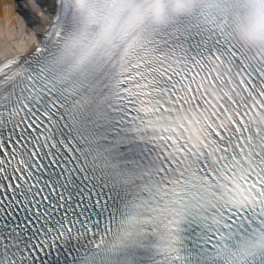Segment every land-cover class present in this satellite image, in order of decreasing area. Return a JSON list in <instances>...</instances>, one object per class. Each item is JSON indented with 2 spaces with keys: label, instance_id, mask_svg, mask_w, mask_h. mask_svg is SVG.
Wrapping results in <instances>:
<instances>
[{
  "label": "snow or ice",
  "instance_id": "6c2138e0",
  "mask_svg": "<svg viewBox=\"0 0 264 264\" xmlns=\"http://www.w3.org/2000/svg\"><path fill=\"white\" fill-rule=\"evenodd\" d=\"M119 2L36 0L52 18L45 28L30 5L33 27L43 29L37 33L42 44L29 56L0 66L35 73L28 83L32 88L40 84L23 100L19 90L12 98L11 84L0 90V264H264V254L239 255L235 248L245 230L264 227V193L243 209L225 205L228 225L225 231L216 228L208 216L197 214L201 196L171 178L177 146L163 128H156L164 112L208 106L205 84L234 80L243 93L236 99L242 121L253 97L264 102V60L253 59V50L234 42L228 15L176 17L162 28L133 32L127 46L125 39L117 40L121 53L115 63L101 66L107 75L99 87L95 68L82 77L49 82L65 66L47 45L72 26L73 13L97 19ZM226 2L241 9L264 8V0ZM145 50L147 58L140 54ZM43 55H49L45 63ZM82 90L97 100L82 98ZM233 131L240 136L251 132L243 122ZM225 139L233 137L226 132ZM144 161L153 165L158 185L179 183L184 189L175 218L165 222L159 235L117 222L130 216L138 195L137 186L125 179L127 171ZM256 162L250 183L264 179V151L257 149ZM212 163L198 161L216 179L219 169Z\"/></svg>",
  "mask_w": 264,
  "mask_h": 264
},
{
  "label": "clouds",
  "instance_id": "9594fccd",
  "mask_svg": "<svg viewBox=\"0 0 264 264\" xmlns=\"http://www.w3.org/2000/svg\"><path fill=\"white\" fill-rule=\"evenodd\" d=\"M201 9L229 14L235 37L241 43L264 48V8L241 9L226 0H120L115 7L109 5L105 9L94 32L77 37L76 62L80 64L102 54L113 47L117 40L128 38L146 25L163 26L174 16L191 15ZM194 127L199 135V126L194 124ZM256 199V192L240 183L233 186L230 194V202L238 207L254 204ZM241 250H264V232L246 236Z\"/></svg>",
  "mask_w": 264,
  "mask_h": 264
},
{
  "label": "bare ground",
  "instance_id": "6f19581e",
  "mask_svg": "<svg viewBox=\"0 0 264 264\" xmlns=\"http://www.w3.org/2000/svg\"><path fill=\"white\" fill-rule=\"evenodd\" d=\"M0 0V47L10 44L12 41H16L20 36H23V40L27 42L31 38H35L39 29L33 27L31 20L34 18L32 14L30 19L26 22L22 21L19 10L14 7L17 0ZM23 6V5H22Z\"/></svg>",
  "mask_w": 264,
  "mask_h": 264
}]
</instances>
